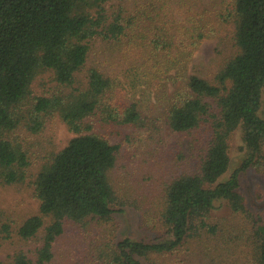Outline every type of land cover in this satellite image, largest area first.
<instances>
[{"label": "trees", "instance_id": "trees-1", "mask_svg": "<svg viewBox=\"0 0 264 264\" xmlns=\"http://www.w3.org/2000/svg\"><path fill=\"white\" fill-rule=\"evenodd\" d=\"M111 1L0 0V185L23 183L30 176L20 131L38 132L57 115L75 133L31 180L38 212L25 218L17 233L28 239L43 229L35 260L20 251L0 264L49 262L65 223L83 227L89 219H107L123 203L111 176L117 146L96 133H82L90 129L85 122L89 116L144 124L136 103H114L110 76L87 64L92 41L119 40L141 18L123 4L109 6ZM219 16L234 25L236 52L211 80L189 75L165 113L173 131H189L210 120V140L197 171L181 173L166 185L158 238L108 237L92 249L91 264H146L142 258L150 261L155 255L188 249L190 243L195 247L217 242L214 247L227 255L234 237L243 240L244 248L235 241L232 264H264V215L254 217L239 189V172L261 167V159L264 163V118L259 115L264 95V0H229ZM165 35L160 30L149 39L154 52L171 49L172 40ZM163 58L155 59L158 66L176 64L177 58ZM238 127L247 153L227 178L220 179L229 169V140ZM219 201H225L229 216L211 219ZM10 232L11 223L0 212V241Z\"/></svg>", "mask_w": 264, "mask_h": 264}, {"label": "rangeland", "instance_id": "rangeland-1", "mask_svg": "<svg viewBox=\"0 0 264 264\" xmlns=\"http://www.w3.org/2000/svg\"><path fill=\"white\" fill-rule=\"evenodd\" d=\"M228 1L112 0L109 3L111 7L123 4L127 11H137L141 18L119 40L92 41L87 64L97 65L110 76L114 103H136L144 124H122L96 116L85 118L90 129L82 133H96L117 146L111 176L123 203L117 204L107 219H89L83 227L65 223L63 233L53 244L51 260L44 264H89L91 251L98 241L108 237L151 241L162 234L159 214L165 187L175 176L197 171L212 132L210 120L201 121L199 126L189 131H173L166 125L165 113L176 90L183 88L189 75L196 74L211 80L224 61L236 52L234 25L219 16ZM160 30L172 40V44L171 49L156 53L149 39L155 32L160 34ZM198 33L203 36L199 37ZM158 56L164 57L163 61L165 57L177 58L176 64L158 66L155 62ZM43 79L47 86L51 84L47 76ZM40 81L38 78L35 80L37 83ZM35 89H40V85H35ZM259 115L264 118V95ZM20 133L29 153L30 176L23 183L0 185V212L11 223L10 235L0 241V261L3 263L12 260L20 251L35 260L43 229L28 239L17 233L21 222L38 212L39 200L33 194L31 180L46 158L75 135L57 115L49 117L38 132ZM261 147L264 153V141ZM246 153L242 131L238 127L229 140V169L220 179L227 178ZM261 160V167L248 166L239 172V189L254 217L264 215V163ZM214 205L211 219L229 216L225 201ZM47 223L48 220L44 225ZM231 235L229 241L234 237ZM234 239L238 246L244 248L243 240ZM235 241L231 242L227 255L214 247L219 245L215 241V244L207 246L198 243L195 247L190 243L188 249L184 246L155 255L150 261L142 260L146 264H232ZM245 258L249 261L246 253ZM241 260L246 261L244 258Z\"/></svg>", "mask_w": 264, "mask_h": 264}]
</instances>
